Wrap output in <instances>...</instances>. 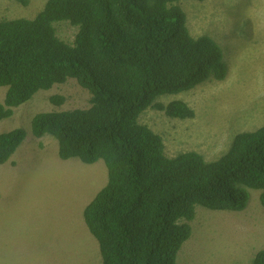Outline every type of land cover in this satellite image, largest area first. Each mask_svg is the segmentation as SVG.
<instances>
[{
  "label": "trees",
  "instance_id": "trees-1",
  "mask_svg": "<svg viewBox=\"0 0 264 264\" xmlns=\"http://www.w3.org/2000/svg\"><path fill=\"white\" fill-rule=\"evenodd\" d=\"M61 22L78 27L73 44L58 37ZM227 75L221 45L191 34L181 0H48L33 20L0 22V87L8 88L0 122L69 79L92 95L91 108L36 115L32 132L56 139L63 160L105 164L108 183L84 211L103 264H177L198 206L241 212L252 189L264 207V126L238 134L209 162L194 151L169 158L163 138L141 122L149 109L194 118L186 102L159 99ZM26 137L23 128L0 133V165ZM253 264H264V250Z\"/></svg>",
  "mask_w": 264,
  "mask_h": 264
},
{
  "label": "rangeland",
  "instance_id": "rangeland-1",
  "mask_svg": "<svg viewBox=\"0 0 264 264\" xmlns=\"http://www.w3.org/2000/svg\"><path fill=\"white\" fill-rule=\"evenodd\" d=\"M47 1L30 0L25 6L18 0H0V22L33 20ZM181 5L191 34L208 35L221 45L227 78L159 99L163 104L186 102L194 118H171L149 109L141 122L163 138L169 158L194 151L212 162L230 150L238 134L264 126V0H181ZM55 27L60 39L74 43L78 27L68 22ZM7 90L0 87V103ZM56 96L64 102L53 103ZM91 107L89 91L69 79L38 92L0 122V133L17 128L27 132L11 160L0 165V264H103L84 211L108 183L105 164L63 160L56 139L37 138L32 132V121L40 113ZM188 223L192 236L177 264H253L264 250L260 191L250 190L244 211L198 206L195 219Z\"/></svg>",
  "mask_w": 264,
  "mask_h": 264
}]
</instances>
